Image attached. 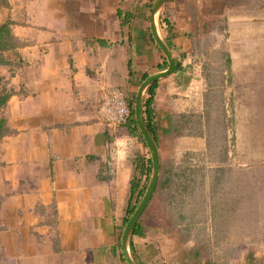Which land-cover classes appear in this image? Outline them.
Masks as SVG:
<instances>
[{
    "label": "crops",
    "instance_id": "1",
    "mask_svg": "<svg viewBox=\"0 0 264 264\" xmlns=\"http://www.w3.org/2000/svg\"><path fill=\"white\" fill-rule=\"evenodd\" d=\"M35 1L19 15L26 26L11 0L0 3V25L11 22L19 41L0 65V92H14L0 109V264H127L131 182L137 161L152 157L137 122L139 130L102 122L99 99L120 88L136 121L142 84L169 65L157 34L177 61L175 73L150 85L164 187L141 218L145 234L133 236L132 256L137 264H225L215 249V192L201 188L205 199H192L197 179L186 173L215 156L209 109L237 97L236 43L264 37V0H165L155 25L158 0ZM206 244L212 256L203 255ZM246 252L228 264H264V246Z\"/></svg>",
    "mask_w": 264,
    "mask_h": 264
},
{
    "label": "rangeland",
    "instance_id": "2",
    "mask_svg": "<svg viewBox=\"0 0 264 264\" xmlns=\"http://www.w3.org/2000/svg\"><path fill=\"white\" fill-rule=\"evenodd\" d=\"M11 1L9 9L17 13L16 22L26 26L27 19L19 15L31 12L35 0ZM236 44L237 57L243 61L237 97L222 98L220 104L214 99L207 118L215 156L197 159L186 173L197 179L199 189L192 199H205L201 188L210 194L215 192L211 202L217 207L215 234L220 242L215 249L217 258H223L225 264L228 259L238 260L246 249L247 254L255 255L264 246V37L254 33ZM174 172L178 173L175 168ZM166 197L161 196V200ZM206 245L203 255L212 256V248Z\"/></svg>",
    "mask_w": 264,
    "mask_h": 264
},
{
    "label": "water",
    "instance_id": "3",
    "mask_svg": "<svg viewBox=\"0 0 264 264\" xmlns=\"http://www.w3.org/2000/svg\"><path fill=\"white\" fill-rule=\"evenodd\" d=\"M159 1H160V5L158 6ZM164 2L165 0H158L154 7V25L156 23V17L159 13L157 10V6L159 7V11H160ZM155 30H156V26H155ZM157 39H158V42L162 50L164 51V53L166 54L168 58L169 65H168V68L162 73L149 77L142 84L139 90L138 96H137L136 109H135L136 122L143 135L146 145L151 153L153 169H152L151 178H150L148 187L146 189V192L143 198L141 199L139 205L137 206L135 212L129 218L125 226L124 233L122 235V239H121L122 251H123V255H124V258L127 264H137L135 260L133 259L132 252H131L133 233H134L137 223L139 222V220L145 213L147 207L149 206L154 196V193L158 186V181L160 177V169H161L158 149H157L155 140L153 136L151 135V133L149 132L147 125L145 124V120H144V114H143L144 93L151 84L155 83L156 81L160 79L170 76L171 74L175 73L177 70V61L173 58L172 53L170 52L169 48L164 44V42L161 40L158 34H157Z\"/></svg>",
    "mask_w": 264,
    "mask_h": 264
},
{
    "label": "trees",
    "instance_id": "4",
    "mask_svg": "<svg viewBox=\"0 0 264 264\" xmlns=\"http://www.w3.org/2000/svg\"><path fill=\"white\" fill-rule=\"evenodd\" d=\"M5 1L6 0H0V3L2 2L3 4H5ZM11 25H12L11 22L0 25V65L9 64V62H7L4 58V53L7 51H13L19 45V41L17 40V38L14 36L12 32ZM156 88H157V83L149 87L147 94H146L145 101H144V105H143L145 122L155 142H157V137L154 131L153 123H152V112H153L152 105L154 104ZM12 95H14L13 91L12 92H6V91L0 92V109L3 108L7 104V102L9 101ZM131 109H132V119L129 121V124L134 125L135 129L139 130L137 127L136 121H135L133 107H131ZM5 127H6L5 121L0 120V138L5 132V129H6ZM141 137L143 138L142 134H141ZM136 167L141 174H139L140 177L139 176L133 177V180L131 182V193L129 197L127 217L125 219L126 224L129 218L131 217V215L135 212L137 206L139 205L141 199L143 198L146 192L148 183L151 178V173H152V161L150 160L149 165H146L142 162V159L138 160ZM144 176L146 178L145 180L146 183L142 186L141 181ZM161 179H162V176L159 177L158 188L164 187V183H162ZM144 234H145L144 227L142 225V220L140 219L135 227L133 236L143 237ZM132 252H134L133 242H132Z\"/></svg>",
    "mask_w": 264,
    "mask_h": 264
},
{
    "label": "built area",
    "instance_id": "5",
    "mask_svg": "<svg viewBox=\"0 0 264 264\" xmlns=\"http://www.w3.org/2000/svg\"><path fill=\"white\" fill-rule=\"evenodd\" d=\"M98 116L108 127L126 125L132 119V110L125 93L117 87L105 88L99 99Z\"/></svg>",
    "mask_w": 264,
    "mask_h": 264
},
{
    "label": "bare ground",
    "instance_id": "6",
    "mask_svg": "<svg viewBox=\"0 0 264 264\" xmlns=\"http://www.w3.org/2000/svg\"><path fill=\"white\" fill-rule=\"evenodd\" d=\"M160 5V1L158 2V6ZM157 6V10H158V12H159V7Z\"/></svg>",
    "mask_w": 264,
    "mask_h": 264
}]
</instances>
